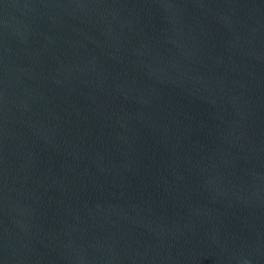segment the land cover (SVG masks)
<instances>
[{
    "label": "water",
    "instance_id": "obj_1",
    "mask_svg": "<svg viewBox=\"0 0 264 264\" xmlns=\"http://www.w3.org/2000/svg\"><path fill=\"white\" fill-rule=\"evenodd\" d=\"M0 264H264V0H0Z\"/></svg>",
    "mask_w": 264,
    "mask_h": 264
}]
</instances>
